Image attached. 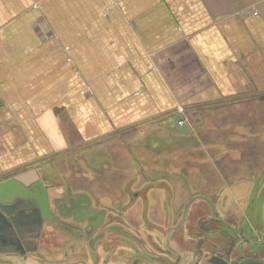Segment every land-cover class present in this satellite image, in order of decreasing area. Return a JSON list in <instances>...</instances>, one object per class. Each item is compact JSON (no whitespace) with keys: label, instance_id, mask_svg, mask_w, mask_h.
Listing matches in <instances>:
<instances>
[{"label":"crops","instance_id":"obj_1","mask_svg":"<svg viewBox=\"0 0 264 264\" xmlns=\"http://www.w3.org/2000/svg\"><path fill=\"white\" fill-rule=\"evenodd\" d=\"M259 100L264 0H0V177L36 170L53 213L79 224L84 248L102 228L93 213L71 210L74 186L58 181L68 158L85 164L88 151L129 144L178 174L203 134L209 159L235 160ZM179 115L190 133L178 131Z\"/></svg>","mask_w":264,"mask_h":264},{"label":"rangeland","instance_id":"obj_2","mask_svg":"<svg viewBox=\"0 0 264 264\" xmlns=\"http://www.w3.org/2000/svg\"><path fill=\"white\" fill-rule=\"evenodd\" d=\"M254 111L252 121L254 133L249 134L242 131L236 138V140L242 141L237 144L241 147L238 157L235 160L225 159L218 165L214 160L208 158L206 147L208 144L203 141V134L200 135L201 140L195 138L196 144L198 139L202 141V147L197 149L195 159H191L189 164L182 167V164H179L180 169L184 171L178 174L169 171L170 164L158 165L157 158L148 156L143 148L133 147L129 144H125L124 148H112L102 153L98 150L94 156L92 152L88 151L83 158L88 159H85V164L68 158L66 165L59 166L60 169L66 170L65 181L60 179L58 181L63 183L62 186L65 189H67L68 183L73 184L74 187L82 186L80 188L73 187L70 190L78 195L79 200L87 201L90 198L91 203L94 202L91 208L85 207L84 210L78 200L73 203L71 210L77 213L94 214L90 224L94 225V229L102 228L96 235L97 240L90 248H82L80 251L77 249L76 242L73 243L65 239L58 241L57 237H63V235L56 228L55 235L57 237L55 236L54 243L43 238L39 251L34 254L30 253L26 258L19 256L22 260L16 255L1 252L0 264H93V259L94 261L98 260L95 264H128L134 259L141 260L142 263L145 259L153 258L155 255L156 251L151 245V238L164 237L167 229H164V225H169L172 221L174 195L176 198L178 197L179 201L184 200V203L188 198L199 201L200 198H207L211 195L214 197V194L224 196L228 202L233 204L232 212L236 210L242 213L241 229H250L251 234L257 231L262 234L263 225L259 222L264 219V100H259ZM244 117L245 112H243ZM241 128L246 127L242 126ZM211 135L218 136L217 134ZM220 135L229 139L234 134L226 133L225 136L220 133ZM199 150L204 154H199ZM105 153H110L111 157L107 159V156L103 155L100 160L98 156ZM89 157L95 159H89ZM86 171L90 173L79 177L83 178L80 181L75 180V174ZM51 176L57 177V175ZM113 183L115 185L118 183L119 186L124 184L129 194L128 207L122 209L121 212H117V205L113 208L109 207L108 198L119 193L117 191L119 187H114ZM90 193L92 196L88 198L87 195ZM258 193L259 196L256 195ZM193 195L197 196L192 197ZM126 209L130 211V218L139 220L140 224H126L125 229L111 227L112 223L116 221L123 223L127 219ZM186 210L184 207L180 211L181 217ZM155 214L164 217L165 223L164 221L161 223L159 218H154ZM253 225L258 228L254 229ZM181 231H183L184 237L188 236L185 228L176 230L173 236ZM64 232L67 231L63 230L62 233ZM65 235L70 236L69 233ZM124 245L130 250H124ZM49 247H52V250ZM150 252L154 254L151 255ZM78 255L86 261H72ZM63 258L66 259L63 260ZM123 258L125 261L122 260Z\"/></svg>","mask_w":264,"mask_h":264},{"label":"flooded vegetation","instance_id":"obj_3","mask_svg":"<svg viewBox=\"0 0 264 264\" xmlns=\"http://www.w3.org/2000/svg\"><path fill=\"white\" fill-rule=\"evenodd\" d=\"M214 195V197L211 195L207 198H200L199 201L188 198L185 203L184 200L179 201L178 197L176 198V195H174L172 199V221L169 225H164V229L167 228L164 237L157 239L151 238L150 240L154 251H156L155 256L145 259L142 263L141 260L134 259L128 262V264H264V219L260 222L258 221L263 225V233L261 234L257 231L251 234L250 229H241V223L243 222L242 213L236 210L232 212L231 208H233V204L228 202L226 197L224 198V196H219L218 194ZM256 195L259 196V193ZM194 196L197 195H193L192 197ZM128 197L129 194L125 189L117 195L110 196L108 198L110 203L109 207L113 208L117 205V212H121L122 209L124 210L128 207ZM189 199L191 202L188 210L181 217L180 211L184 207L187 209ZM22 210L23 212L21 214L23 215L32 212L30 208H24ZM126 214H128L127 218L130 219L129 209H126ZM20 217H12V221L18 220L16 221L17 224L13 225L10 231H3L4 235L13 239L18 238L16 244L12 243L15 250H26L27 247L31 246L30 241L32 240L33 242L36 240L41 242L43 238H46V240L52 243L56 241L57 236L55 235V230L45 234L44 226L42 233L39 234V223H29L30 219L26 221V219H21ZM153 217L161 219V223L163 221L165 223L166 221L164 217H160L157 214ZM129 221L134 225L140 224L139 220L130 219ZM55 223L51 222V224L56 226ZM60 224L58 226H62L61 229L60 227H54L55 229H59L60 234L63 235V237H57L58 241L65 239L73 243L76 242L77 249L81 251L84 248V243L80 242L82 235L79 224L71 226V223L63 221L62 219L60 220ZM252 227L254 229L258 228L255 225ZM183 228L187 230V237L182 235L183 231L173 236L176 230ZM63 230L67 232L62 233ZM66 233H69L70 236L65 235ZM201 233H203V236H201ZM49 248L52 250V247ZM124 250L129 251L130 249L124 245ZM30 253L34 254L35 252L21 254L15 251L8 252V255H16L17 257L25 256L26 258ZM20 259L22 260V258ZM84 260L86 261V259L78 255L72 261ZM97 261H94V264Z\"/></svg>","mask_w":264,"mask_h":264},{"label":"water","instance_id":"obj_4","mask_svg":"<svg viewBox=\"0 0 264 264\" xmlns=\"http://www.w3.org/2000/svg\"><path fill=\"white\" fill-rule=\"evenodd\" d=\"M192 115H189V119L195 121ZM184 119L182 115H179L176 120ZM178 131L183 134H188L192 131L191 125L186 123L182 126L178 125ZM194 200V199H193ZM190 204V203H189ZM187 206V210L189 207ZM30 208L31 213L21 214L22 209ZM20 217L21 219H30L29 223H39V234L42 233L44 224L46 222L53 221L57 225L60 224L61 217L58 214L53 213V209L50 203V192L41 179L36 170L29 173H20L9 178L0 177V253L1 252H20L21 254L27 252L38 251L39 241L31 242V246L26 250H15L13 244H16L17 239H13L3 234V231H10L13 225H16L18 220L12 221V217ZM33 217V218H32ZM12 218V219H11Z\"/></svg>","mask_w":264,"mask_h":264},{"label":"built area","instance_id":"obj_5","mask_svg":"<svg viewBox=\"0 0 264 264\" xmlns=\"http://www.w3.org/2000/svg\"><path fill=\"white\" fill-rule=\"evenodd\" d=\"M187 122H188V119L184 118V119L178 121V125L182 126V125H184Z\"/></svg>","mask_w":264,"mask_h":264}]
</instances>
